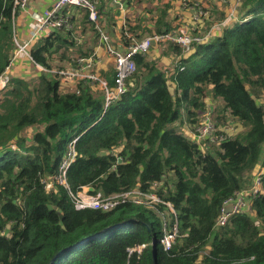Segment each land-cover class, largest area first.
<instances>
[{"label":"trees","instance_id":"trees-1","mask_svg":"<svg viewBox=\"0 0 264 264\" xmlns=\"http://www.w3.org/2000/svg\"><path fill=\"white\" fill-rule=\"evenodd\" d=\"M14 1L0 0V75L16 51ZM107 1L97 0L105 28L113 22ZM158 1L144 0L149 20L127 21L135 36L128 46L177 30ZM236 10L235 21L186 56L179 45L160 43L163 55L178 57L171 71L135 54L124 92L107 107L103 90L82 80L64 90L56 73L34 66L59 68L89 54L75 40L86 30L91 43L99 37L85 9L66 7L69 26L36 39L24 64L29 73L9 71L0 92V264H264V171L250 210L216 224L224 201L250 191L264 169V0H239ZM121 38L126 43L124 29ZM206 113L213 141L192 135ZM175 122L184 130L169 127ZM72 140L68 188L53 182L46 189ZM83 187L102 198L138 190L159 201L77 209L71 194ZM175 226L165 250L161 239Z\"/></svg>","mask_w":264,"mask_h":264},{"label":"built area","instance_id":"built-area-1","mask_svg":"<svg viewBox=\"0 0 264 264\" xmlns=\"http://www.w3.org/2000/svg\"><path fill=\"white\" fill-rule=\"evenodd\" d=\"M186 1L187 0H182L183 7L189 6ZM14 2L20 8H22L25 4V0H15ZM238 3L239 0L236 1L235 5L237 6ZM236 6H233L232 10L228 13V16L221 23H214L208 30L199 32V26L210 20V14L205 7L201 6L199 3H194L190 6L191 16L188 18L183 16L178 17V28L175 32H165L161 34L154 33L147 35L139 41H133L130 43L124 51L116 50L113 46H111L108 41V37L100 31V39L104 43L107 52L112 56L114 62V77L112 86H109L105 80L100 78V76L92 70V57H78L75 60V65L73 67L64 69H44L40 65H37V67L50 73H56L61 79L66 81L77 83V81L82 80L91 85H96L103 90L105 100L104 104L105 107H107L109 103L117 99L124 92L126 80L135 70V63L133 60V56L135 54H147L151 47L156 44L172 42L179 45L183 51V55L186 56L193 51L194 44L205 43L217 28H220L225 23L230 21L234 17ZM66 7L85 9L88 12V19L92 22H96L98 19L97 8L93 0H55L52 5L44 11L32 12L28 25L30 33L26 40L21 42L16 41V51L11 59V64L7 66L5 71L0 75V91L9 81V77L7 76L8 71L16 57L19 55H25L31 59L29 47L32 45V42L36 37L42 33H47L50 30L69 26V16L63 11ZM213 130L214 123L212 122L209 113H206L202 118V123L194 129L192 135L197 140L206 138L213 141ZM74 143L75 140H72L66 156L59 164L57 174L43 181L46 189L50 188L53 182H58L60 185L68 188L66 170L74 158ZM263 171L264 169H261L259 172H256L250 191H238L233 197L224 201L220 209V214L216 220V224L218 226H223L232 214L240 213L244 210V208L245 210H250L249 197H254L258 193L261 185L260 175ZM79 193L80 192H77L75 195L71 194L77 209L93 208L107 210L118 203L124 202L130 195L136 193H138L140 197H144V199H132L137 203L149 204L151 202L159 201V198L155 194L143 193L138 190L115 194L109 198H102L100 194L92 195L83 193V195H81ZM228 206H230V209H227ZM176 235L177 230L175 226L171 233L166 234L161 239L163 249L168 250L171 247ZM144 246L145 245H139L130 248L129 253L134 251L140 252Z\"/></svg>","mask_w":264,"mask_h":264},{"label":"crops","instance_id":"crops-1","mask_svg":"<svg viewBox=\"0 0 264 264\" xmlns=\"http://www.w3.org/2000/svg\"><path fill=\"white\" fill-rule=\"evenodd\" d=\"M54 1L55 0H25L24 6L22 8L19 7L20 9L18 11V15L15 17L13 21V36L15 43L16 41L21 42L27 39L30 33L28 25L30 22L31 13L44 11L46 8H49ZM93 1L95 2L97 8V0H93ZM129 1H130V5H129ZM236 1L237 0H187L186 2L189 4V6L187 7H183L182 0H159L157 3L154 4H161V6L167 4L169 6L167 8V12L170 18L175 19V22L173 21V24L176 25L178 24V17L183 16L188 18L189 16H191L190 6L193 5L194 3H199L201 6L205 7L210 14V20L208 22H204L203 24H201L198 28L199 32H204L209 28H211L210 26H212L214 23L216 24L221 23L228 16V13L232 10L233 6H235ZM104 6H105L104 12L107 13L108 17H112L113 22H111V25L112 24L114 25L112 26L110 25L109 27L106 26L105 28V22L101 21V19L104 20V18L103 16L101 17L99 16L101 25L97 24L98 22L97 19L96 26L99 31V37L95 40V42L91 43L92 38L89 39V37L92 35L90 30H86L84 36H76L75 38V40L77 41L76 45L77 46L82 45L80 50L83 52H87L89 54L85 56H80V55L76 56V54H74L71 56L72 61L70 60L68 63H60L59 68L61 69V67L64 68L73 67L74 62L78 57H92L93 60L92 70L95 71L100 76V78L105 80L109 86H112L113 83L112 85H110V82H112V78L114 77V62L112 56L107 52L104 43L100 39V35H101L100 31L103 32V34H105L108 37V41L111 46H113L116 50L124 51L128 47L129 38L133 40L135 37L134 35L129 34L126 31L127 21H129L130 24L132 25H137L138 22L141 23L142 18L148 19L150 18V16L149 13L143 9L144 6H146L144 0H116V1L109 0ZM236 14H237V10L234 12V17L232 18L233 21L236 20ZM68 16L70 17V15ZM229 23L230 22L225 23L223 27L227 26ZM101 26L103 29L101 28ZM223 27L221 26L220 28H217L210 38H212ZM122 29L125 30V36L127 40L126 43L123 42L121 38ZM53 30L48 31L47 33L40 34L38 37H36L33 40L32 44L36 41V39L50 34ZM136 33L137 34L141 33L140 29H138ZM158 45L159 44H156L153 47H151L150 51L146 54L145 57L149 60H158L162 66L168 67L169 71L173 70V67L178 57L174 58L173 56L163 55L160 51L161 48ZM76 48L78 47H75V49ZM179 57H181V55ZM27 59L31 60L29 57L25 55L17 56L14 62L12 63V65L10 66L9 71L12 70L13 73L12 72L11 73L18 76L26 75V73H29L30 71L28 68L24 66L25 62H27L26 61ZM34 66L37 72L45 71L37 67V64H34ZM59 68L52 67L51 69L55 70ZM9 71H8V75H9ZM75 85H76L75 82L66 81L64 79L61 80V88L64 90H72L75 88ZM90 86L92 87V89L97 88L101 90L96 85L90 84ZM211 108H213V106H211L210 109ZM262 148L264 149V145L262 146Z\"/></svg>","mask_w":264,"mask_h":264},{"label":"rangeland","instance_id":"rangeland-1","mask_svg":"<svg viewBox=\"0 0 264 264\" xmlns=\"http://www.w3.org/2000/svg\"><path fill=\"white\" fill-rule=\"evenodd\" d=\"M8 77H9V75H7ZM5 88V87H4ZM3 88V89H4ZM2 89V90H3ZM1 90V91H2ZM184 115H185V113H184V111H181V117H180V120H184ZM233 126V125H232ZM169 127H172V128H174V127H176L177 129H179L180 131H182V130H184V127H181L180 126V124L178 123V122H175V123H173V124H171V125H169ZM78 192H80L79 194H81V195H83V193H86V194H90L89 192H88V188H85V187H83L80 191H78ZM129 199H144V197H140L139 196V194L138 193H136V194H133V195H130L129 197H128ZM244 211H245V208H244Z\"/></svg>","mask_w":264,"mask_h":264},{"label":"water","instance_id":"water-1","mask_svg":"<svg viewBox=\"0 0 264 264\" xmlns=\"http://www.w3.org/2000/svg\"><path fill=\"white\" fill-rule=\"evenodd\" d=\"M227 209H230V206H228ZM110 227H111V226L106 227V228L103 229L101 232H103L104 230H108ZM64 250H65V249H61V250H59L58 252H56L55 257L58 256V255H60ZM151 250H152L153 260H154V258H155V256H154V252H155V244H154V243H152V245H151Z\"/></svg>","mask_w":264,"mask_h":264}]
</instances>
